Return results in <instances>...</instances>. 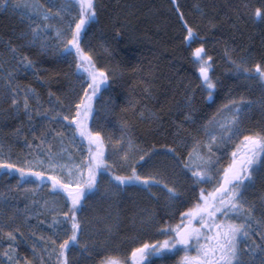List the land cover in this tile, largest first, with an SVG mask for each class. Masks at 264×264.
Here are the masks:
<instances>
[{
  "label": "trees",
  "instance_id": "trees-1",
  "mask_svg": "<svg viewBox=\"0 0 264 264\" xmlns=\"http://www.w3.org/2000/svg\"><path fill=\"white\" fill-rule=\"evenodd\" d=\"M259 2L175 0L173 4L172 0H95L96 21L89 25L93 53L99 64L105 60L111 61L120 72L112 89L113 117L126 123L144 146L174 145L176 150H180L176 141L179 131L199 136L203 146L211 139L206 133V127L211 126L207 122L220 115L221 105L242 96L254 99L257 103L244 120L246 133L264 129V91L257 82L238 76L231 62L246 58L249 67L257 61L264 63V20L250 15L251 9ZM181 14L183 21L180 19ZM184 21L196 28L203 39H197L189 46L183 39ZM21 27L13 10L0 7V51L27 55L33 61L31 68L23 66L21 72H13V88L31 87L36 96L35 100L28 99L31 110L29 119L23 110V102L19 110L14 109L11 106L12 96L0 86V140L7 154L8 150L14 151L15 147L21 150V146L36 144L45 138L51 140L54 148L59 147L53 129L56 132L64 128L61 120L46 117H55L57 110L65 113L69 105L70 112H74L75 104L83 94V90H76L78 80L77 83L75 80L79 75L74 71V56H52L27 46L18 35ZM200 43L204 45L206 56L211 58L210 75L216 83L209 99H205L208 92L201 86L199 79V63L191 57V49ZM13 46L15 53L12 51ZM1 72L3 69L0 67ZM50 92L54 95L50 96ZM16 99L18 103L23 100L18 95ZM186 99L188 104L183 106ZM185 113L192 119L186 120ZM66 124L64 122L63 125ZM216 146L218 144H211L213 150ZM229 158L222 156L212 165V173L227 165ZM7 175L8 179H18L16 174ZM210 186L206 182L195 186L191 184L180 193L172 208L159 202L156 206L159 227L165 222H178L180 212L197 201L199 190ZM51 191L50 188L44 190L48 193ZM53 193H59L60 196L64 194ZM245 193L246 199L255 206L257 217H264V174L257 173ZM60 196L56 195L58 205ZM5 198L9 203L3 202ZM30 199L33 197L23 190L5 192L0 198V241L6 245H17L12 264H29L34 246L58 250L59 240L51 236L52 229L46 218H40L43 221L38 222L35 218L24 219L19 216L26 205L29 207ZM128 225V217H122L121 231L133 236L136 232L128 229ZM8 232H13L15 241L8 238ZM155 238L152 237L151 241L158 239ZM52 239H57L55 246L51 244ZM253 240L257 244L261 242L255 229L248 243ZM240 247L243 258L248 259L243 241ZM108 255L125 256L113 250H98L71 264H98L101 257ZM168 258L164 261L155 258L149 264H170ZM0 264H4L3 261L0 260ZM254 264H260L258 255L254 258Z\"/></svg>",
  "mask_w": 264,
  "mask_h": 264
},
{
  "label": "snow or ice",
  "instance_id": "snow-or-ice-1",
  "mask_svg": "<svg viewBox=\"0 0 264 264\" xmlns=\"http://www.w3.org/2000/svg\"><path fill=\"white\" fill-rule=\"evenodd\" d=\"M175 4V0H172ZM77 6L78 12L72 13V20H69L68 29L57 28L53 24L46 23L57 17L63 19L62 13L67 14L70 7ZM0 7H11L20 9L21 7L28 9L36 15H39L43 23H30L31 42L40 40L41 47H45V42L48 37L45 35L47 31H52V38L59 43L58 49L61 56L73 57L75 59L74 71L78 75L84 76L83 94L80 95L75 104V110L70 115H63L58 110L55 117H46L48 119H60L61 124L67 122V128L71 129L72 137L81 138V143L86 142L87 154L83 156L81 164H75L72 169L67 172V178L71 183H63L62 179L56 175H51L57 169L64 171L66 165L55 162V154L49 152L47 163L40 158L22 162H12L11 158H5L0 153V168L7 172L14 171L17 176V185H27L32 177L36 181H43L49 184V188L54 192H63L66 194L67 210L57 212L54 207L49 206L48 211H52L53 215L49 222L50 228L53 230V236L58 239L57 230L65 235V239L59 241L58 250L51 249L57 253L58 264H71L66 258V249L71 247H81L86 249L87 245H80V232L83 230V222L78 216L80 206L84 202V194L86 191L98 187L100 176L105 172L110 177V182L115 181L116 186L123 185L139 186L147 191L150 195L152 188H163L168 193L169 198L178 199L179 193L176 187L166 184L163 179H159V171H150L148 174H138V165H148L153 161L156 152L153 149H148L146 153L134 157L136 151L143 152L136 145L133 139L127 136L126 123L120 125V136L118 139L111 141L114 146V151H122V155L118 157L121 162V167L128 168L131 165L129 175H117L113 171L114 165H110L105 158L107 152L104 147V140L100 132L91 131L88 124V117L93 111V98L101 91L105 82H110L103 68H98L92 61V57L88 52L81 47L84 31L87 27L96 21L95 0H73V5L61 4L57 7L55 13L51 9H44L42 5H36L25 2L23 5L12 0H0ZM247 7V5H245ZM39 8L42 11L35 12ZM178 11V9H177ZM250 15L253 18L259 17L264 20V0H260L257 6L251 9ZM78 17V18H77ZM180 19L183 21V15ZM185 33L183 39L191 45L197 39H203L199 36L198 30L190 26L187 21H184ZM15 53V46L12 47ZM191 57L199 63L197 69L201 86L208 92L205 99L212 97V93L216 88V83L210 75L211 58L206 56L203 43L198 44L191 49ZM231 60V57H229ZM236 69V74L246 80L257 82L264 89V63L257 61L251 65L247 64V59L242 58L241 61H231ZM19 64H23L25 68H31L33 61L27 56H22L19 59ZM18 91L25 93L23 97V110L31 119V110L28 103L30 96L34 95V90L31 87L26 89L12 88L11 106L19 110L20 104L16 99ZM54 95L50 92L49 94ZM38 99V98H37ZM59 102V98H57ZM251 101H245L243 98L240 101H229L227 105H221L222 110L232 109L233 115L227 117L223 123L217 119H212L207 122L210 127H206V133L210 136V140L202 147L211 152L209 144H217L225 142L232 136L240 132V113L251 105ZM71 107V105H69ZM37 115L39 110L37 109ZM215 116V114H214ZM185 119L190 120L192 117L185 113ZM227 128L228 131H224ZM219 131V140L216 132ZM59 137L60 134L56 133ZM165 151L168 156L180 166L185 175L191 181V184L203 183L210 181L215 175L216 186L205 194L201 190L197 201L189 208L180 212V220L176 224L165 222L157 229V235H163L162 240H153L151 242L145 240L137 247H133L130 252L132 264H149L146 257L153 253H159L163 250L183 249L184 255L181 257L179 264H254V258L258 255L260 264H264V230L258 233L260 243L257 244L254 240L248 243V238L252 236L253 225L256 228H264V217L257 218L254 216V206L248 205L244 198V192L247 186L255 179L257 173L264 174V129L259 132L244 135L232 149L230 161L222 168H217L215 173H212V160L207 155H201L200 142L189 150L187 156L180 160V153L172 145L165 146ZM134 157V158H133ZM45 166L47 171L41 172L38 169ZM75 172V175L73 174ZM46 178V179H45ZM39 183L37 187H39ZM29 191H33L29 189ZM3 194L0 193V196ZM4 203H9L5 198ZM34 205H39V201H33ZM47 203V202H46ZM25 210L32 213L26 205ZM18 232L19 230L16 229ZM7 236L10 240L15 241L13 232H8ZM42 239H45L42 237ZM57 239H52L51 244L55 246ZM241 241L244 242V249L247 250L248 259H244V253L240 247ZM103 246L106 242L101 241ZM101 250H104L103 247ZM194 253V254H190ZM8 256V252L4 253ZM14 260V257H9V261ZM27 264V262H26ZM98 264H128L127 258L121 259L118 256L108 255L101 257Z\"/></svg>",
  "mask_w": 264,
  "mask_h": 264
},
{
  "label": "rangeland",
  "instance_id": "rangeland-1",
  "mask_svg": "<svg viewBox=\"0 0 264 264\" xmlns=\"http://www.w3.org/2000/svg\"><path fill=\"white\" fill-rule=\"evenodd\" d=\"M9 2L11 3L12 0H9ZM15 2L20 3L21 5L27 2L32 4L34 8L36 5H42L44 9H51L52 13H55L57 7L61 4L73 5V0H15ZM7 8L13 10L18 16V21L22 26L21 31L18 35L20 36L24 44H26L27 46H33L39 52H43L52 56L63 57L58 51L60 47L59 43H57V41L52 38V31H47L45 33V35L48 37L47 41L45 42V47H41V42L39 39L34 43L31 42L32 37L29 27L30 23L39 24L44 22L39 15H36L23 7H21L20 9H13L11 7ZM40 11L42 10L39 8L35 9V12L37 13ZM77 12L78 7L72 6L70 7L67 14L62 13L63 19L57 17L56 19L46 21V23L53 24L57 28L68 29V23L70 19L74 24V19H72L71 14ZM91 33V28L88 26L83 34L81 47L86 52H90L92 61L98 68H103L105 70V73L108 76V80L110 82H105L101 91L93 98V111L89 114L88 126L91 131L101 133V137L105 142V151L108 153L105 158L108 160L110 165H114L113 171H115L117 175H129L131 171V165L128 168H123L121 167V162L118 160V157L122 155L123 150L121 149V151L119 152L114 151V146L111 143V141L119 138L121 131L120 125L122 122L116 120L112 114L114 106L112 89L113 85L120 77V72L111 61L105 60L104 63L99 64L98 59L93 53L94 48L90 43ZM22 56L12 55L8 53L5 54L0 51V67L3 69V72H1L0 74V86L4 87L11 96V89L14 87L12 78L15 74L13 72H21L22 67L24 66L23 64L18 63L20 57ZM27 57L29 59V56ZM82 77V75H79L78 77H76V80L74 79L75 82L78 80V83L76 82V90L79 92L80 90H83L85 86L81 82L83 80ZM9 89L10 91H8ZM16 89L26 88L19 86V88ZM4 93H6V91ZM17 95L19 99H21L24 97L25 93L22 91H18ZM35 98V95L29 97V99L33 100H35ZM242 98L245 103H247V101H251L252 103L249 107H246L240 113V132L237 135L232 136L225 142L217 143L218 146H216V149L214 150L213 147H211V144H209L208 146L211 147L210 153L206 148L202 147L199 136L187 135L186 133H181V131H179V135L177 134L176 141L180 150H176V152L181 154V161H183V158L188 155L189 150L192 149L194 145H196L197 141L200 142L201 155L209 156L212 160V165L217 163L224 155L230 157L232 149L236 147V144L240 141V138L244 135H248L243 128V123L247 118V115L250 113L251 109L255 107L257 103L254 99L239 96L238 98H232L228 100L227 103L224 104L227 105L229 101H240ZM22 102L23 100H21L19 104L21 105ZM187 104L188 100L186 99L185 102L183 101V106H186ZM70 109L71 107L67 106L66 111L63 114L70 115ZM220 110V115L215 117V119L219 120L221 123H223L227 117L233 115L231 108H228L227 110ZM62 126L64 128L59 131L56 130V132L55 128L53 127V134L60 143V146L57 148L53 147L54 144L51 142V140L45 138L36 144L21 146L23 148L21 150H18L20 148L15 147L14 151L8 150L7 152L9 153L7 154L3 151L4 148L0 140V153H2L5 158H11L12 162H22L25 159L32 160L40 158L43 159L46 164L49 152H51L52 154H55V162H57L58 164L66 165V169L64 171H60L59 169H57L55 172H51L50 174L58 176L65 184L71 183L72 181L67 178V172L72 169L73 165L82 163L83 156L87 154V144L86 142L81 143V138L79 136L73 139L71 134L72 130L67 128V126ZM224 131H228V129L225 128ZM56 133H59L60 136L58 137ZM126 133L127 136L133 139L134 143L138 145L140 149L144 150L143 152L136 151L134 157L143 155L148 151V149H153V151L156 152V155L153 157V161L148 165L137 166L138 174L145 175L150 171H159V179H163L166 184L176 187L179 194L191 185V181L185 175L180 166L172 159L171 156H168L166 154L165 146L167 145L144 146L143 144L139 143V141L135 137V134L128 125L126 128ZM216 133L218 134L219 138V131H217ZM228 146H230L231 149ZM6 147L8 148L9 146L6 145ZM221 147L225 149H221ZM17 150L19 152H17ZM38 170L44 172L47 171V168L45 166H41ZM5 172H7L5 169L0 168V193L3 194L5 192H11L13 190H23L28 192V194L33 197V199H30L28 201V208L32 213H35V215H29V211L24 209L23 211L19 212L20 217H23L24 219L35 218L38 220V222H42L43 220H41L40 218L44 217L50 222L53 212L47 210L49 206L54 207L57 212L67 210L66 194L60 196L59 193H53V191H51V193L44 192V190L49 188V184L44 183L43 181L38 182L36 181L35 177H32L27 185H17V178L11 177L8 179L7 177L9 175H7V173H16L14 171L7 173ZM73 174L75 175V172ZM205 182L211 186L209 188H201L199 190V195L201 190H204L205 194H207L208 191H211L216 186L215 179ZM38 183L40 185L39 187H37ZM29 189H32L33 191L30 192ZM151 191L152 193H155L154 196L150 195L147 191L139 186H129L126 184L117 187L116 182H110V177L105 172L104 175L100 176L98 187H94L93 189L85 192L83 198L84 202L80 206V211L78 212V216L83 222V230L80 232V245L86 244L87 248L82 250L81 247L77 246L66 249V258L72 263L77 259H85L91 253L101 250V248L103 247L104 250H113L118 254H124L125 256L119 257L121 259L127 258L128 264H132L130 252L133 247H137L145 240L151 242L152 237H158L157 240L163 239V235H157V229L159 228V224L156 220L157 204L159 202H162L165 206H167V208H172L176 201V199L173 200L169 198L168 193L163 188H152ZM245 194L246 193L244 192L245 200L247 201L248 205H251V203L246 199ZM56 195H59L61 197V206L58 205L59 202H56ZM33 201H39V205H34L32 203ZM31 205L32 207H30ZM124 216L128 217V229H132L134 230V232H136V234H134L133 236L129 234L125 235L124 232L121 231V219ZM254 216L257 217L255 213ZM26 226H28V224ZM253 229L256 230V233L264 230V228H256L255 224L253 225ZM57 234L59 241L65 239V235L60 233L59 230H57ZM51 236H53V230ZM101 241H105L106 243L102 246L100 243ZM16 248L17 245L15 246V244L6 245L2 241H0L1 262L3 261L4 264H10L9 257H14ZM51 249V247H42L40 249L38 246H34L33 250L31 251L32 258L29 264H58L56 253L54 251H51ZM5 252H8V256L4 255ZM183 255L184 251L182 248L177 250L174 247L173 249L163 250L159 253H153L149 257H146V259L148 260V262L155 258L164 261L165 259H167V257H169L168 259L171 260L170 264H179V261ZM12 263L13 260L11 261V264ZM140 264H144V261H141Z\"/></svg>",
  "mask_w": 264,
  "mask_h": 264
},
{
  "label": "bare ground",
  "instance_id": "bare-ground-1",
  "mask_svg": "<svg viewBox=\"0 0 264 264\" xmlns=\"http://www.w3.org/2000/svg\"><path fill=\"white\" fill-rule=\"evenodd\" d=\"M82 82V81H81Z\"/></svg>",
  "mask_w": 264,
  "mask_h": 264
}]
</instances>
